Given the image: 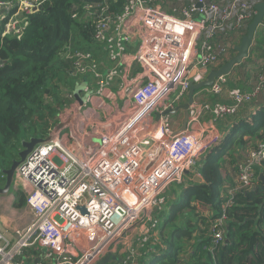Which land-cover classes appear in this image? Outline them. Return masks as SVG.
Wrapping results in <instances>:
<instances>
[{
    "label": "built area",
    "instance_id": "2783aa9c",
    "mask_svg": "<svg viewBox=\"0 0 264 264\" xmlns=\"http://www.w3.org/2000/svg\"><path fill=\"white\" fill-rule=\"evenodd\" d=\"M47 1L0 2L6 13L2 36H20L28 16ZM149 1L129 0L116 21L98 23L95 38L104 46L105 67L90 52L65 45L74 74L81 76L77 84L87 78L85 101L72 123H66L71 114L62 118L64 127L15 170L9 202L21 194L29 222L8 236L0 220V264H96L108 254L136 264L139 250L155 236V210L164 192L180 184L185 171L195 172L220 139L218 124L264 90V76L249 89L219 77L195 92L185 127L183 115L175 128L172 116L178 111L172 110L186 102L190 84L215 70L221 49L229 46L217 44L216 37L241 38L256 2L177 0L178 10L171 13ZM208 96L229 103L210 102ZM249 154L237 163L223 209L252 186L264 161V142ZM225 224L224 216L212 222L214 247L223 242Z\"/></svg>",
    "mask_w": 264,
    "mask_h": 264
},
{
    "label": "trees",
    "instance_id": "16d2710c",
    "mask_svg": "<svg viewBox=\"0 0 264 264\" xmlns=\"http://www.w3.org/2000/svg\"><path fill=\"white\" fill-rule=\"evenodd\" d=\"M7 1L10 0H0ZM171 1L176 3L175 6L168 7V11L172 13L178 10L177 0H150L149 5L165 8L166 2ZM128 2L129 0H48L28 16L20 36H2L1 25V188L5 184L3 172L10 168L14 160L19 159L22 144L32 138H48L75 105L73 91L81 76L74 74L75 62L68 57L69 52H65V45L90 52L96 61L102 63V58L105 57L104 46L95 38L97 25L107 18L116 21ZM253 17L252 14L246 20L241 29L242 36ZM231 35L219 34L216 37L217 44L227 42L229 46L221 49L220 64L213 69L222 67L235 55L234 47L241 38L234 39ZM256 42V49L260 51L258 57L264 58V37L258 34ZM246 60L227 75L231 85L242 89H249L259 76H264L262 61L247 70ZM252 63L254 61L250 62ZM102 66L105 67L104 64ZM254 75L252 84L244 82L251 81L250 78ZM260 99H264V90L252 105L242 107L239 116L223 120L230 124L223 125L225 133L222 140L209 149L194 168L201 182H190L181 193L173 194L174 200L166 204L168 211L157 215L160 220L159 233L150 237L144 248L139 250L140 257L136 264H150L143 257L147 248L152 245L148 243L163 247L157 248V256H151V264H264V187H253L237 193L232 199V205L224 210L221 206L226 199L220 196L224 181L221 171L227 164L224 157L228 158L230 165H234L238 157L235 152L256 150L257 144L264 142V105H258ZM252 107H255L253 112ZM248 111L249 116H245ZM247 139L254 142L247 144ZM261 166L256 169V173L264 175V161ZM174 185L177 184L170 185L163 196L171 193ZM256 185H260V182ZM19 202L24 203V198L21 197ZM195 203L211 211L212 217H201ZM223 216L226 223L223 242L214 247L210 228L213 220ZM155 238L158 241H154ZM189 243L191 246H187ZM25 252L26 255L31 253ZM186 253L188 256H183ZM21 259L19 256L18 260Z\"/></svg>",
    "mask_w": 264,
    "mask_h": 264
},
{
    "label": "water",
    "instance_id": "95a60500",
    "mask_svg": "<svg viewBox=\"0 0 264 264\" xmlns=\"http://www.w3.org/2000/svg\"><path fill=\"white\" fill-rule=\"evenodd\" d=\"M255 1H256V4L254 6V11H255L254 17L252 21L247 25L245 35L241 37L239 44L234 47L235 55L222 67L216 70L210 71L206 80H204L200 84H190L188 93H187L186 102L182 104L180 107H177L174 110H172V113H176L179 110L183 112L184 121H183L182 129L185 127V123L187 119V109L189 105L193 102L194 93L204 87H210L215 81V79L222 77V76L229 75V73L233 70L234 67L240 65L244 60L248 58L250 49L253 45V40H254L256 30L263 23V20H264V0H255ZM86 81H87V78L83 77L82 84L76 83L75 89L73 91L76 105L74 107V113L69 115V118L66 123L73 122L74 116L79 113L85 101L86 94L82 96L81 92L85 86ZM169 112L170 111L166 112L165 114H168ZM64 125H65L64 123L59 122L55 126L54 132L50 136H48V138L46 139L32 138L29 141L24 142L22 144L23 148L18 153L19 159L14 160L10 168L3 172V174L5 175V184L2 188H0V194H6V192L10 189L11 180L13 178L15 170L25 160V158L33 151V149L39 144L50 141L52 136L56 133V131L63 128ZM184 174L186 177H190L192 181L196 183L200 182V179L198 177H195V175L191 174L190 172L185 171ZM258 182H260V185L256 186L255 189H262L264 187L263 173L259 174ZM111 262L121 263V259L115 255L108 254L96 264H110Z\"/></svg>",
    "mask_w": 264,
    "mask_h": 264
},
{
    "label": "crops",
    "instance_id": "0c3cea01",
    "mask_svg": "<svg viewBox=\"0 0 264 264\" xmlns=\"http://www.w3.org/2000/svg\"><path fill=\"white\" fill-rule=\"evenodd\" d=\"M6 17V13H4L3 11H0V27L2 25V23L4 22V19ZM262 26V28H260ZM258 34H260V37H263L264 36V25H260L258 27V29L256 30V33H255V36H254V40H253V45L250 49V53H249V56L246 60V69L249 70L253 64L256 62V61H262L261 63V67H264V58H259L258 56L255 58V57H252L251 58V54H253L254 52L257 51V54L260 55V51H258L256 49L257 47V37H258ZM264 49V47H263ZM262 49V50H263ZM251 58V59H250ZM250 59V60H249ZM249 61V62H248ZM251 61H254V63L250 64ZM102 63L105 65L107 63V60L106 58H102ZM236 88H239V87H236ZM250 88V86L248 87ZM208 97H212V96H208ZM210 102H223V103H229V101L227 100H223V99H216L215 97H213V99H208ZM262 99L259 100V103L258 105H261L263 104L264 105V99L261 101ZM242 108L239 109L237 115L239 116L242 112L241 110ZM252 110V109H251ZM245 116H249V111L248 113L245 114ZM230 123L229 122H220L217 126V131H218V134L220 133V135L222 134L223 135V125L227 126L229 125ZM81 129V128H79ZM79 129L78 130H75L76 132H79ZM88 132H89V129H88ZM219 135V136H220ZM254 141L251 140V139H247V144L249 143H253ZM241 160V158L237 157L236 158V162L234 165H230L227 161V164L224 166V169H222L221 173H222V178H223V184L222 186L224 188H227V190L231 189L232 186H233V178H234V173L236 172V166H237V163ZM228 167V170H226V168ZM191 174L194 175L195 172H190ZM196 174V173H195ZM259 172L256 173V178L254 179L253 181V186H255L258 182V176H259ZM195 177H198L201 181V178L196 174ZM191 178L190 177H187V185L191 182ZM233 180V181H232ZM9 199L7 196H4V195H0V220L2 222V231L5 232L8 236H11L12 235V232L13 230L17 229L18 227L20 226H25L28 222H29V219L25 217L24 215V203H21L19 202L20 201V198L16 197V198H13L12 199V202L10 203L9 202ZM196 204V210H197V213L203 217V218H211V211H209L206 207H202L201 205H199L198 203H195ZM157 233L159 232H156L155 233V236H157ZM154 236V237H155ZM156 245H151L148 247V249H151L153 247H155ZM162 249L163 247L162 246H156V249L158 251V249Z\"/></svg>",
    "mask_w": 264,
    "mask_h": 264
},
{
    "label": "rangeland",
    "instance_id": "374dc122",
    "mask_svg": "<svg viewBox=\"0 0 264 264\" xmlns=\"http://www.w3.org/2000/svg\"><path fill=\"white\" fill-rule=\"evenodd\" d=\"M172 5H176V3L174 2V1H171V3L170 2H166V7L165 8H163L165 11H167L168 12V7L169 6H172ZM161 7V6H160ZM162 8V7H161ZM260 28H262V26L260 27ZM264 37V36H263ZM251 56V58L252 57H257L258 56V54H257V51L256 52H254L253 54H251L250 55ZM259 61H256L255 63H254V65L255 64H257ZM255 76L256 75H254V76H252L250 79H251V81H247V80H244V82L245 83H250V84H252L253 82H254V79H255ZM73 97H74V95H73ZM259 99V98H258ZM74 100H75V98H74ZM252 105V104H251ZM253 108V110H252V112L254 111V109H255V107H252ZM69 113L70 114H72V110L71 111H69ZM103 114L102 113H99V116L101 117ZM172 118H174V120H173V122H174V125H175V128H177L179 125H180V123H181V121L183 120V114H182V112L181 111H178V113L174 116H172ZM86 119H88V120H95L96 119V117H94L93 115H88L87 117H86ZM74 129H76V130H78L79 129V127H77V128H74ZM81 131V129H79V132ZM76 134H79V133H76ZM234 154H236V155H238V157H242L243 159H245V158H247V160H249L250 159V154L249 155H247L248 154V149H245V150H243V151H240V153H234ZM242 159V160H243ZM246 160V161H247ZM244 161V160H243ZM226 170H228V167L226 168ZM236 177H237V172H235L234 173V178H233V180H236ZM232 180V181H233ZM187 186V182L186 181H183L182 183H180V184H177V185H174V186H172V188L171 189H173V191L171 192V193H167V195L165 196V203H164V207H163V209L160 211V212H162V211H164V212H167L168 211V207H166V204L167 203H169V202H171V201H173L174 200V198H175V196H173V194L175 193V192H177V193H181V191L183 190V188H185ZM1 188V187H0ZM9 193H12V191H10V189L6 192V194H9ZM166 193V192H165ZM12 196V194H9L8 195V198H10ZM16 196H18V198H21L22 197V195L21 194H15V197ZM113 222L116 224V223H118V221H119V219L117 218V217H113ZM6 234V233H5ZM7 235V234H6ZM155 241H158V238H155ZM187 246H191V243H189ZM158 255V253H154V254H146L145 256H143V257H145V260H146V263H150L151 264V262H152V257L151 256H157ZM183 256H188L187 255V253L186 254H184ZM183 256H181V257H183ZM110 264H116V263H113V262H111ZM117 264H121V263H117Z\"/></svg>",
    "mask_w": 264,
    "mask_h": 264
},
{
    "label": "clouds",
    "instance_id": "9594fccd",
    "mask_svg": "<svg viewBox=\"0 0 264 264\" xmlns=\"http://www.w3.org/2000/svg\"><path fill=\"white\" fill-rule=\"evenodd\" d=\"M255 1V0H254ZM256 2V1H255ZM256 4V3H255ZM254 14H255V11H254ZM253 14V15H254ZM262 25V24H261ZM216 70V69H215ZM195 94V93H194ZM237 115V114H236ZM223 132V135H224V133H225V131L223 130L222 131ZM222 134L219 136V140H218V142H216V144H218L219 143V141H221L222 140V136H223ZM226 159V162L228 161V158H226V156L224 157V160ZM261 168V167H260ZM257 169V168H256ZM256 169H255V178H256ZM196 176V175H195ZM183 181H186L187 182V177H185V179L183 180ZM182 181V182H183ZM254 181V180H253ZM181 182V183H182ZM191 182H194V181H192L191 180ZM201 182V181H200ZM189 185V184H188ZM187 185V186H188ZM186 186V187H187ZM256 186H259V185H255V186H253V183H252V186L249 188V189H247V190H250L251 188H253L254 187V189H255V187ZM222 189L223 190H221V192H220V196H222V198H224L226 195H227V189H228V187L227 188H224L223 186H222ZM247 190H245V191H247ZM244 192V191H243ZM238 193H242V192H238ZM237 194V193H236ZM235 194V195H236ZM234 195V196H235ZM234 196H233V198H234ZM226 199V198H225ZM164 203H165V197H164ZM164 203L161 205V206H159V208H157L155 211H156V214H155V216L157 217V215L159 214V212L163 209V207H164ZM222 206H223V204H222ZM222 206H221V208H222ZM195 207H196V204H195ZM222 210H224L223 208H222ZM157 219H158V222H157V227H156V232H159V225H160V220H159V218L157 217ZM155 232V233H156ZM156 249V247H153V248H151V249H148L147 248V250H146V253H145V255L146 254H154V253H158V251L157 250H155ZM115 263H117V262H115Z\"/></svg>",
    "mask_w": 264,
    "mask_h": 264
}]
</instances>
